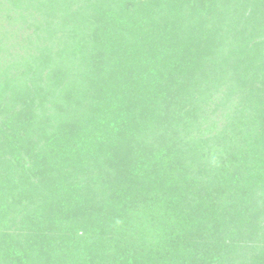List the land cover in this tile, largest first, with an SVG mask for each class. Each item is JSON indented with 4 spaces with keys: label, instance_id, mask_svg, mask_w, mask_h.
<instances>
[{
    "label": "trees",
    "instance_id": "16d2710c",
    "mask_svg": "<svg viewBox=\"0 0 264 264\" xmlns=\"http://www.w3.org/2000/svg\"><path fill=\"white\" fill-rule=\"evenodd\" d=\"M0 15V264H264V0Z\"/></svg>",
    "mask_w": 264,
    "mask_h": 264
},
{
    "label": "rangeland",
    "instance_id": "374dc122",
    "mask_svg": "<svg viewBox=\"0 0 264 264\" xmlns=\"http://www.w3.org/2000/svg\"><path fill=\"white\" fill-rule=\"evenodd\" d=\"M17 25L18 24H16V23L10 22L5 15H0V26H2V28H1L2 31L3 32L6 31V30H10L11 31V34H9L8 38H5L1 42L0 50H2L1 47L6 48V49H10V46L12 45L11 42L19 40L22 37V35L25 34L26 29L23 28V30H22ZM17 28H19L20 30L17 29ZM13 35H14V37L12 38ZM5 53L6 52H4V51L3 52L0 51L1 56H2V54H5ZM4 59L9 61V58H7V57L4 58ZM13 61H15V58H14Z\"/></svg>",
    "mask_w": 264,
    "mask_h": 264
}]
</instances>
